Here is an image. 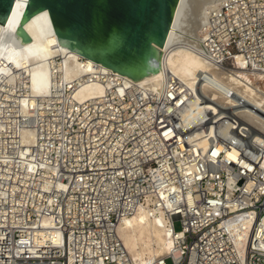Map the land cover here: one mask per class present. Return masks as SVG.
<instances>
[{
	"label": "built area",
	"instance_id": "1",
	"mask_svg": "<svg viewBox=\"0 0 264 264\" xmlns=\"http://www.w3.org/2000/svg\"><path fill=\"white\" fill-rule=\"evenodd\" d=\"M194 32L214 68L194 86L167 70L0 113V264H136L118 227L142 207L175 239L153 264H264V110L220 78L260 90L240 71L264 76V0H221Z\"/></svg>",
	"mask_w": 264,
	"mask_h": 264
},
{
	"label": "bare ground",
	"instance_id": "2",
	"mask_svg": "<svg viewBox=\"0 0 264 264\" xmlns=\"http://www.w3.org/2000/svg\"><path fill=\"white\" fill-rule=\"evenodd\" d=\"M220 1L181 0L169 38L159 47L155 70L136 80L111 67V50L100 38L57 24L49 8L31 13L35 9L27 0H17L8 24L0 23V113L5 115L7 109H13V101L21 113L34 114L31 108L50 101L54 89L69 90L75 99L83 101L102 95L117 80L159 87L167 70L194 86L200 72H214L194 47V30ZM240 74L256 80L260 90L244 85L231 72L220 78L264 110V81L258 82L264 76L253 79L242 71ZM118 233L136 264H153L174 252L175 239L162 209L142 207L120 222Z\"/></svg>",
	"mask_w": 264,
	"mask_h": 264
},
{
	"label": "water",
	"instance_id": "3",
	"mask_svg": "<svg viewBox=\"0 0 264 264\" xmlns=\"http://www.w3.org/2000/svg\"><path fill=\"white\" fill-rule=\"evenodd\" d=\"M17 0H0V23L8 24ZM35 13L49 8L57 24L100 38L111 67L134 79L155 70L181 0H27Z\"/></svg>",
	"mask_w": 264,
	"mask_h": 264
},
{
	"label": "rangeland",
	"instance_id": "4",
	"mask_svg": "<svg viewBox=\"0 0 264 264\" xmlns=\"http://www.w3.org/2000/svg\"><path fill=\"white\" fill-rule=\"evenodd\" d=\"M175 228H176L177 230H180V229L182 228L181 223H180L179 220H176V222H175ZM167 264H173L172 259H168V260H167Z\"/></svg>",
	"mask_w": 264,
	"mask_h": 264
}]
</instances>
